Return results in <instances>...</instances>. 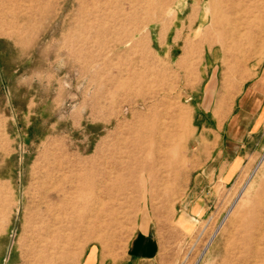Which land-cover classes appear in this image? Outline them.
I'll return each mask as SVG.
<instances>
[{
	"label": "rangeland",
	"instance_id": "rangeland-1",
	"mask_svg": "<svg viewBox=\"0 0 264 264\" xmlns=\"http://www.w3.org/2000/svg\"><path fill=\"white\" fill-rule=\"evenodd\" d=\"M226 2L0 0V264L117 253L145 220L161 264H264V124L185 210L213 147L202 124L224 118L225 86L230 110L264 72V0H240L222 46L212 14ZM176 110L181 148L155 158L143 135L171 123L174 140Z\"/></svg>",
	"mask_w": 264,
	"mask_h": 264
},
{
	"label": "crops",
	"instance_id": "crops-1",
	"mask_svg": "<svg viewBox=\"0 0 264 264\" xmlns=\"http://www.w3.org/2000/svg\"><path fill=\"white\" fill-rule=\"evenodd\" d=\"M236 105L230 110L218 107V113H226L224 118L219 120L215 116V126L208 122L201 126L208 131L204 143L213 147L200 173L193 178L191 188H195L194 197L185 206V210H190L189 215L197 208L198 189L215 179L227 178L228 170L240 158L247 138L256 135L264 124V72H258L256 77L238 89ZM225 164L228 165L226 171ZM160 256L157 230L152 222L145 220L137 226L124 250L110 253L98 245H90L78 258L77 264H161Z\"/></svg>",
	"mask_w": 264,
	"mask_h": 264
},
{
	"label": "bare ground",
	"instance_id": "bare-ground-1",
	"mask_svg": "<svg viewBox=\"0 0 264 264\" xmlns=\"http://www.w3.org/2000/svg\"><path fill=\"white\" fill-rule=\"evenodd\" d=\"M225 5H221L218 11L212 14V21L215 23L217 30L220 31V34L216 37L215 42L219 43L222 46H226L229 42H234L236 39L234 36L236 35V30L234 26V20H232L233 16L239 15L244 12L242 4L240 0H226ZM222 1L220 2V4ZM239 18V17H238ZM237 18V19H238ZM242 19V18H241ZM251 40V39H250ZM252 41V40H251ZM204 44H207V40L203 41ZM209 43V42H208ZM250 43V42H249ZM187 61V58H183L180 62V66H183ZM232 96V91L229 86H225L223 89V95L220 99L219 105L220 108L225 104V99L230 98ZM166 109L164 110V114H166ZM189 114L187 112L176 110L175 116L172 121L173 124L178 127L179 131L176 134L175 139L173 140V135L171 133V128L173 125L170 123L166 126L157 125L152 126L150 129H147L146 133L143 135L142 145L149 146L153 151V155L155 158L160 156L159 154L165 151L160 152L159 144H163L167 148L171 145L181 148V143L186 134V126L188 123ZM162 130L164 131L162 133ZM162 133V134H161ZM160 136H156V135ZM153 137H156V140H153ZM174 141V142H173ZM145 147L142 146L141 151H144ZM150 167V166H149ZM147 166H143V169L151 170Z\"/></svg>",
	"mask_w": 264,
	"mask_h": 264
}]
</instances>
